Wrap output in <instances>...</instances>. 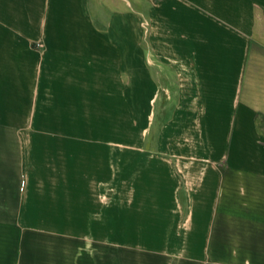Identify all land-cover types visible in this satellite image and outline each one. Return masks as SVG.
Segmentation results:
<instances>
[{
    "label": "crops",
    "instance_id": "0c3cea01",
    "mask_svg": "<svg viewBox=\"0 0 264 264\" xmlns=\"http://www.w3.org/2000/svg\"><path fill=\"white\" fill-rule=\"evenodd\" d=\"M10 226L264 264V0H0V264H42Z\"/></svg>",
    "mask_w": 264,
    "mask_h": 264
},
{
    "label": "rangeland",
    "instance_id": "374dc122",
    "mask_svg": "<svg viewBox=\"0 0 264 264\" xmlns=\"http://www.w3.org/2000/svg\"><path fill=\"white\" fill-rule=\"evenodd\" d=\"M105 206H112V188H105V193L103 194ZM109 212L105 213L106 216H111V209ZM105 231H108V228L112 225V218H105ZM123 221V220H122ZM94 223V230L96 227V221ZM100 230V229H99ZM111 231V228H110ZM73 239V245L79 247L78 250H74L75 255L81 258H89L90 260L100 259L102 250L99 248L104 245V260L105 264H148V262L152 261L153 263H157L160 258H171L176 257L175 252L166 251H146L141 249L143 246L144 236H130L128 234L121 233L119 235H113L109 233H105V235H96L95 234H87L84 236H77V239ZM152 236H150L151 238ZM65 237L61 235H52L47 233L37 234L31 233L29 231L23 230L22 227H12L10 226V230L8 231V242L10 244H16L19 247L23 246L25 248L24 257L27 259L39 258L42 260V264H49V259L55 258L57 251L53 250L56 244L64 243ZM133 239L137 244L134 246L136 249H129L130 244L129 239ZM119 242V243H118ZM115 245L116 250H112ZM100 246V247H99ZM20 253V251H18ZM224 252H217V257H223ZM164 256V257H162ZM75 257V256H74ZM152 263V264H153Z\"/></svg>",
    "mask_w": 264,
    "mask_h": 264
}]
</instances>
